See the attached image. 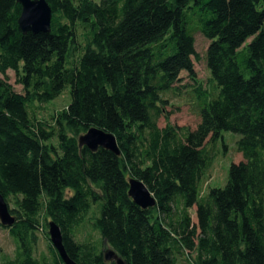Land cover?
Listing matches in <instances>:
<instances>
[{"label": "trees", "instance_id": "obj_1", "mask_svg": "<svg viewBox=\"0 0 264 264\" xmlns=\"http://www.w3.org/2000/svg\"><path fill=\"white\" fill-rule=\"evenodd\" d=\"M45 1L50 32L22 34L20 6L0 0V75L12 72L22 89L0 79V195L15 219L0 227L16 244L0 264H63L50 221L76 264H115L77 239L86 226L123 264H264V0ZM191 27L208 41L217 89L193 130L169 123L163 99L181 72L201 89ZM66 89L69 104L49 122L30 114ZM90 128L113 135L119 154L80 148ZM223 132L239 136L242 161L202 195ZM129 178L153 208L132 202ZM38 231L48 253L36 257Z\"/></svg>", "mask_w": 264, "mask_h": 264}, {"label": "rangeland", "instance_id": "obj_2", "mask_svg": "<svg viewBox=\"0 0 264 264\" xmlns=\"http://www.w3.org/2000/svg\"><path fill=\"white\" fill-rule=\"evenodd\" d=\"M98 2L99 0H92ZM194 37L193 71L195 79L201 84V89L195 86L185 72L180 73V81L177 83V91H169L163 95V99L167 102L166 113L168 121L172 125L193 130L199 122V109L205 102L214 99L217 96V89L209 82L210 74L206 67L205 51L208 41L204 39L194 28L191 27ZM0 79H5L13 88L14 92L22 94V89L15 84V77L12 72H7L6 76L0 75ZM69 91L64 90L58 98L48 104H35L29 107V112L37 120L49 122L50 117L55 113L66 108L69 104ZM165 122L163 118L158 120V127L163 128ZM239 136L227 132L221 133L220 138L211 146L214 154V160L211 167L206 172L200 186V192L205 195L209 188H222L227 178V170L231 164H237L242 161L241 154L236 150V142ZM8 209H13V200L9 198L7 203ZM189 215L191 222L196 223L195 208L190 209ZM37 245L35 256L47 255L48 241L44 238L43 233H37ZM78 240H90L98 243L99 249L105 254L109 247L100 243L99 235L92 231L89 226L80 229L77 234ZM16 244L10 237L7 230L0 227V260L2 257H12ZM186 258V257H185ZM185 258H178V264H186ZM1 262V261H0Z\"/></svg>", "mask_w": 264, "mask_h": 264}, {"label": "water", "instance_id": "obj_3", "mask_svg": "<svg viewBox=\"0 0 264 264\" xmlns=\"http://www.w3.org/2000/svg\"><path fill=\"white\" fill-rule=\"evenodd\" d=\"M16 2L20 6L17 25L22 34H48L50 32L52 11L45 0H16ZM77 143L80 148L85 147L92 153L103 149L114 155L119 154L114 136L97 128H90L78 137ZM127 184L128 196L137 207L146 210L155 206L154 198L141 181L129 178ZM14 222V216L11 215L8 205L0 195V226L10 228ZM47 236L50 245L63 264H76L67 256L62 243L61 231L53 221L47 224ZM103 258L106 262L113 261L115 264H123L112 249L103 254Z\"/></svg>", "mask_w": 264, "mask_h": 264}, {"label": "flooded vegetation", "instance_id": "obj_4", "mask_svg": "<svg viewBox=\"0 0 264 264\" xmlns=\"http://www.w3.org/2000/svg\"><path fill=\"white\" fill-rule=\"evenodd\" d=\"M113 262V261H112Z\"/></svg>", "mask_w": 264, "mask_h": 264}]
</instances>
